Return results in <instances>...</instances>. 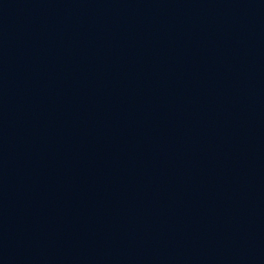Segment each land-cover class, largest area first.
<instances>
[{"label": "water", "instance_id": "95a60500", "mask_svg": "<svg viewBox=\"0 0 264 264\" xmlns=\"http://www.w3.org/2000/svg\"><path fill=\"white\" fill-rule=\"evenodd\" d=\"M0 264H264V0H0Z\"/></svg>", "mask_w": 264, "mask_h": 264}]
</instances>
